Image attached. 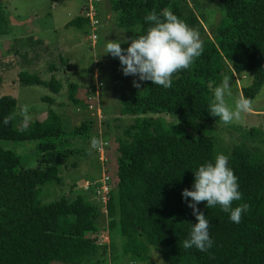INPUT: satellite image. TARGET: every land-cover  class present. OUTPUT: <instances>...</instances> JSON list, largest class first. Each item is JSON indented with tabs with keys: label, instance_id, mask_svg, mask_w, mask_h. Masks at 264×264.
Instances as JSON below:
<instances>
[{
	"label": "trees",
	"instance_id": "16d2710c",
	"mask_svg": "<svg viewBox=\"0 0 264 264\" xmlns=\"http://www.w3.org/2000/svg\"><path fill=\"white\" fill-rule=\"evenodd\" d=\"M88 1L66 25L88 26L83 13ZM214 1L220 10L217 22H208L203 11L194 10L205 0L91 1L96 15L110 12L112 25L130 35L146 33L147 13L170 10L197 29L203 41L202 54L189 68L173 74L170 88L145 81L120 95V115L114 119L128 115L132 120L122 126V134L112 136L116 178L108 180L111 187L105 201L92 188L75 185H70L73 192L42 199L45 185L62 180L66 158L89 151L75 145V137L107 140L108 155L109 134L92 131L93 117L66 126L62 115L49 109L42 119L16 124L17 99L9 93L0 95V264H118L119 256H125L126 264H153L151 249L170 264H264V151L255 154L253 146L242 142L218 152L206 130L208 122L219 119L209 113V105L224 74L236 72L244 78L248 73L251 79L240 91L250 100L264 84V0ZM36 41L41 38L34 37ZM109 58L114 66L120 62ZM18 75L23 84H43L54 92L61 88L54 75L44 79L26 70ZM96 81L89 96L95 99L100 77ZM68 86V98L79 106L75 108L92 113L90 100L77 95V84L70 81ZM43 98L53 102L50 95ZM97 100L94 105H100ZM8 116L12 119L4 124ZM2 139L33 141L35 163L23 165L16 150L4 146ZM93 151L102 173L106 159L102 162L97 149ZM218 153L228 157L238 177L242 200L234 201L233 207L248 203L250 209L235 223L219 205L209 209L201 202L198 207L210 221L214 243L207 252L184 249L181 242L189 238L197 220L188 207L191 198L185 201L182 191L192 188L199 165L214 161ZM100 230L108 231V241H97Z\"/></svg>",
	"mask_w": 264,
	"mask_h": 264
},
{
	"label": "rangeland",
	"instance_id": "374dc122",
	"mask_svg": "<svg viewBox=\"0 0 264 264\" xmlns=\"http://www.w3.org/2000/svg\"><path fill=\"white\" fill-rule=\"evenodd\" d=\"M84 4V0H0V95L9 93L17 99L16 124L34 118L42 119L49 109L59 112L66 126L93 117L92 131L101 132V135L109 134L110 150L108 155L104 153L105 164L113 172L115 179V150L112 136L122 134V126L131 122L132 116L123 115L118 120L114 117L120 115V95L135 87L133 81L138 77L125 76L120 62L114 66L109 58L112 55L104 52L109 40L130 38L133 35L112 25L113 15L109 14L107 17V11L102 13V10L96 43L88 38L89 29L86 25L81 27L66 25L65 21L80 13ZM194 10L196 13L203 11L209 19L208 22H217L220 16V10L214 0H205V4L198 8L195 6ZM204 26L207 31L210 30L206 22ZM36 36L41 38V42H34ZM130 42L129 40V43H122L121 46L127 48ZM51 64H54L55 68L50 67ZM21 70L36 72L44 79L54 75L61 81V88L54 92L43 84H23L19 81L18 75ZM225 75L231 77V95L226 96L225 99L232 108L235 100L242 96L241 85L249 82L251 76L247 73L238 81L234 73ZM99 77L100 92L98 88L95 91L97 96L99 93V97L91 98L89 96L92 88L97 84L96 80ZM70 81L77 84L79 97L87 98L92 103L99 99L100 105L97 106L98 102L96 103L98 108L92 113L86 108H75L79 107L78 103L68 98ZM144 82H140V85ZM44 95L52 96L53 102L44 99ZM251 101V111L242 113L239 120L225 124L219 118L207 123L206 130L213 135L215 149L218 152L229 151L234 144L242 142L249 147L253 146L252 151L255 154L264 151V84ZM25 108L27 119H25ZM253 108H259L260 111ZM117 123L121 124L120 127L116 126ZM73 141L77 146L89 147V151L75 153L66 158V165L61 169L62 180L59 183L45 185L42 189V199L49 200L58 197L62 192H73L71 186H82L85 180L100 177L101 170L91 148V138L84 139L78 136ZM1 142L4 146L16 150L23 165L35 163L37 153L33 141L2 139ZM149 260L153 264H170L156 249H151ZM118 261V264L127 263L125 256L122 258L119 256ZM131 264H143V262L137 261Z\"/></svg>",
	"mask_w": 264,
	"mask_h": 264
},
{
	"label": "clouds",
	"instance_id": "9594fccd",
	"mask_svg": "<svg viewBox=\"0 0 264 264\" xmlns=\"http://www.w3.org/2000/svg\"><path fill=\"white\" fill-rule=\"evenodd\" d=\"M97 17L100 25L101 16L97 14ZM144 19L150 22L145 34L109 40L104 54H111L119 59L125 76L138 77L133 81L134 86L139 87L142 81H151L152 84L170 88L173 74L189 68L195 58L202 54L203 41L197 29L189 27L170 10H164L159 15L152 10ZM87 27L90 38L89 23ZM129 40L131 41L129 46L123 48L122 43H129ZM230 83L231 77L225 75L221 84L215 87L214 99L209 105V113L219 117L225 124L239 120L242 113L252 109V101L243 96L235 100L234 107L228 106L225 97L231 95ZM24 113L27 119L26 108ZM11 119V116L5 117L4 124H8ZM90 143L93 149H99L101 146V141L96 137H93ZM182 197L185 201L191 198L188 207L193 210L197 220L196 223H192L189 238L181 242L184 249L195 247L207 252L214 243L209 233L210 221L198 207L201 202H206L209 209L219 205L224 212L230 214V220L235 223H240L242 214L250 209L248 203L233 207L234 201L242 200L238 177L229 167L228 157L219 153L214 157V161L209 160L199 165L194 171L192 188H185Z\"/></svg>",
	"mask_w": 264,
	"mask_h": 264
},
{
	"label": "built area",
	"instance_id": "2783aa9c",
	"mask_svg": "<svg viewBox=\"0 0 264 264\" xmlns=\"http://www.w3.org/2000/svg\"><path fill=\"white\" fill-rule=\"evenodd\" d=\"M92 0L88 1V7L83 12L87 17L89 18V24H90V39L91 41H95L97 38V28L99 25V18L96 15V11L94 8V5L91 3ZM98 106V105H97ZM90 109H97L96 105H94V102L89 103ZM101 146L99 149H97V152L99 154L100 160L103 162L106 159V156H104L105 152V145H107V140H101ZM110 173L108 171V168L106 164L102 167V173L101 177H99L97 180H85L83 187L85 189L92 188L95 191V194L99 197L100 201H105L107 198L108 191L111 187V183H109ZM98 182V183H97ZM109 235L107 230H100V232L97 235V241L98 242H105L108 241Z\"/></svg>",
	"mask_w": 264,
	"mask_h": 264
},
{
	"label": "crops",
	"instance_id": "0c3cea01",
	"mask_svg": "<svg viewBox=\"0 0 264 264\" xmlns=\"http://www.w3.org/2000/svg\"><path fill=\"white\" fill-rule=\"evenodd\" d=\"M109 14H111V13H110V12H107V17H108ZM70 15H71V14H70ZM69 18H70V17H69ZM69 18H68V19H69ZM67 21H68V20H66L65 22H67ZM65 22H64V23H65ZM64 23H63V24H64ZM56 42H57V41H56ZM233 73H234L236 79H237L238 81H240L241 76H240L238 73H236V72H233ZM253 107H254V106H253ZM253 109L258 110L259 108H253ZM259 111H260V109H259ZM114 168H115V167H114ZM111 172H112V171H111L110 168H109V173H110V176H111V181L114 182L115 179H113V172H112V173H111ZM114 175H115V170H114ZM115 178H116V176H115ZM92 179H95V178H92Z\"/></svg>",
	"mask_w": 264,
	"mask_h": 264
}]
</instances>
